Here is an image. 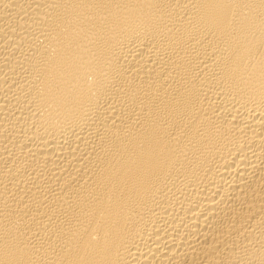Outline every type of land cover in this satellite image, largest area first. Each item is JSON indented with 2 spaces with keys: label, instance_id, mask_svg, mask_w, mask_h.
Masks as SVG:
<instances>
[{
  "label": "bare ground",
  "instance_id": "1",
  "mask_svg": "<svg viewBox=\"0 0 264 264\" xmlns=\"http://www.w3.org/2000/svg\"><path fill=\"white\" fill-rule=\"evenodd\" d=\"M0 264H264V0H0Z\"/></svg>",
  "mask_w": 264,
  "mask_h": 264
}]
</instances>
